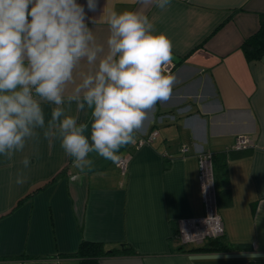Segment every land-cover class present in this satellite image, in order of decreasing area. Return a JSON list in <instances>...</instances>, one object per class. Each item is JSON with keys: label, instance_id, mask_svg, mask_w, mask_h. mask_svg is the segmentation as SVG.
Listing matches in <instances>:
<instances>
[{"label": "crops", "instance_id": "0c3cea01", "mask_svg": "<svg viewBox=\"0 0 264 264\" xmlns=\"http://www.w3.org/2000/svg\"><path fill=\"white\" fill-rule=\"evenodd\" d=\"M78 2L101 41L107 8L142 9L137 0H99L89 12L86 0ZM145 13L173 44L170 99L158 102L120 149L119 157L129 156L124 173L116 161L91 154L92 170L78 175L59 141L42 133L12 160L0 156V264H79L73 253L82 241L106 249L126 242L135 251L101 257L100 264H264V55L249 61L241 49L259 28L264 0H171L167 10ZM51 107H44L46 120ZM165 113L174 120L156 122ZM152 128L154 139L139 145ZM238 134L249 136L250 148H229ZM202 149L225 163L217 197L230 249H197L210 239L181 244L176 236L179 219L204 211L196 154ZM18 170L26 176L21 185Z\"/></svg>", "mask_w": 264, "mask_h": 264}, {"label": "clouds", "instance_id": "9594fccd", "mask_svg": "<svg viewBox=\"0 0 264 264\" xmlns=\"http://www.w3.org/2000/svg\"><path fill=\"white\" fill-rule=\"evenodd\" d=\"M137 2L141 10L106 9L101 41L78 0H0V156L12 160L42 133L59 141L78 175L92 170L91 154L118 160L175 82L165 71L172 41L145 13L165 11L171 0ZM86 7L96 12L99 0ZM80 113L89 119L81 122ZM21 164L29 168L30 158ZM25 180L18 170L15 183Z\"/></svg>", "mask_w": 264, "mask_h": 264}, {"label": "built area", "instance_id": "2783aa9c", "mask_svg": "<svg viewBox=\"0 0 264 264\" xmlns=\"http://www.w3.org/2000/svg\"><path fill=\"white\" fill-rule=\"evenodd\" d=\"M173 67L174 63L171 62L165 71L170 73ZM163 119L174 120V114H160L156 117V122L162 123ZM157 133V129L152 128L139 138L138 144L150 143ZM251 145V139L247 134H238L229 148L234 151H241L250 148ZM181 151L188 153L189 148L182 146ZM196 154L198 157V180L204 211L199 216L184 217L178 220L176 236L181 244H199L207 238L219 237L224 233V224L217 207L214 188L212 154L203 149ZM128 159L129 156H120L116 161L122 173L127 168Z\"/></svg>", "mask_w": 264, "mask_h": 264}, {"label": "trees", "instance_id": "16d2710c", "mask_svg": "<svg viewBox=\"0 0 264 264\" xmlns=\"http://www.w3.org/2000/svg\"><path fill=\"white\" fill-rule=\"evenodd\" d=\"M241 49L247 60H259L262 55H264V17H261L258 30L248 38L244 39L241 45ZM225 163H217L212 155V172L214 180V188L216 194V201L218 207V186L219 182L217 177L220 176L219 171H223ZM223 183V181H221ZM224 234V233H223ZM223 234L215 238L210 239L208 242L204 243L197 249H230L233 247L231 244H227L223 240ZM200 244V243H199ZM134 249L126 242H123L118 247H112L106 249L103 243L92 242V241H82L78 246L77 250L73 253L75 256L80 258L79 264H100L99 259L105 256H120V255H130L134 254ZM4 260V259H0Z\"/></svg>", "mask_w": 264, "mask_h": 264}]
</instances>
